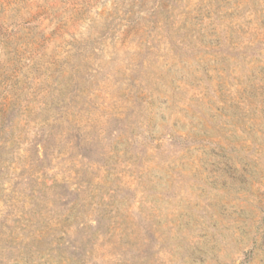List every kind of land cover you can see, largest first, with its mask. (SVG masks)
<instances>
[{
  "label": "rangeland",
  "instance_id": "obj_1",
  "mask_svg": "<svg viewBox=\"0 0 264 264\" xmlns=\"http://www.w3.org/2000/svg\"><path fill=\"white\" fill-rule=\"evenodd\" d=\"M0 264H264V0H0Z\"/></svg>",
  "mask_w": 264,
  "mask_h": 264
}]
</instances>
